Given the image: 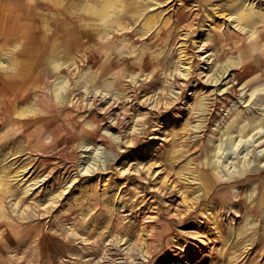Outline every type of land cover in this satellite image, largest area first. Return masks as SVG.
Segmentation results:
<instances>
[{"label":"rangeland","instance_id":"obj_1","mask_svg":"<svg viewBox=\"0 0 264 264\" xmlns=\"http://www.w3.org/2000/svg\"><path fill=\"white\" fill-rule=\"evenodd\" d=\"M0 10V264H264V0Z\"/></svg>","mask_w":264,"mask_h":264},{"label":"bare ground","instance_id":"obj_2","mask_svg":"<svg viewBox=\"0 0 264 264\" xmlns=\"http://www.w3.org/2000/svg\"><path fill=\"white\" fill-rule=\"evenodd\" d=\"M9 17H10V15H9V13H7L6 11H3V12H1V10H0V22H3V23H5L8 19H9ZM32 41H33V39H32ZM32 41H31V44H32ZM228 63V62H227ZM226 70V65H222V66H220L219 68H217V72H216V76H219V74L221 73V72H224ZM213 76V75H212ZM215 76V75H214ZM234 120V119H233ZM233 123V122H232ZM262 124L264 125V120H263V122H262ZM231 125V124H230ZM229 125V126H230ZM245 133L243 132L242 133V135H244ZM218 145H220V146H224L226 149H227V151H229L231 148H232V146L234 145L233 143H232V141H231V139H230V137H227L224 141H221ZM92 156H91V158H93V159H98V158H100V156H101V154H100V152L99 151H97V150H94L93 152H92V154H91ZM230 155H231V153H230ZM244 159L245 158H243V161H244ZM228 160V159H227ZM229 161V160H228ZM259 163V164H258ZM256 165H254L253 166V168H252V170H258V169H260L261 168V166H262V164H264L263 162H258ZM230 165H232L233 167H234V162H230L229 163ZM89 166V165H88ZM264 166V165H263ZM197 244V243H196ZM196 244H193L192 246L193 247H195L194 248V251H196L199 247L196 245ZM188 247V246H187ZM192 249V248H191ZM193 254V253H192Z\"/></svg>","mask_w":264,"mask_h":264}]
</instances>
